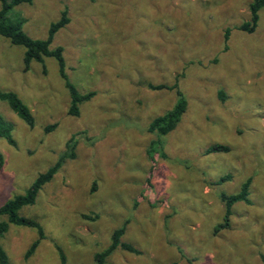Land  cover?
I'll return each mask as SVG.
<instances>
[{
	"label": "rangeland",
	"instance_id": "rangeland-1",
	"mask_svg": "<svg viewBox=\"0 0 264 264\" xmlns=\"http://www.w3.org/2000/svg\"><path fill=\"white\" fill-rule=\"evenodd\" d=\"M252 2L35 0L10 12L46 40L66 11L51 49L63 48L78 92L95 93L69 115L57 60L26 69L25 48L0 35V91L16 93L34 117L30 127L0 100L15 141L0 138V207L58 167L20 210L44 239L15 225L2 239L11 264H98L118 229L136 252L118 248L104 264H264V9L255 32L241 30ZM181 99L177 127L149 132ZM215 145L229 150L207 154ZM250 178L251 204H235L217 232L221 195Z\"/></svg>",
	"mask_w": 264,
	"mask_h": 264
},
{
	"label": "trees",
	"instance_id": "trees-1",
	"mask_svg": "<svg viewBox=\"0 0 264 264\" xmlns=\"http://www.w3.org/2000/svg\"><path fill=\"white\" fill-rule=\"evenodd\" d=\"M35 0H0V35L16 46L25 48L26 53L24 57L26 69L30 68L32 62H43L45 58H55L59 64V70L61 77L65 81V85L69 90L71 97V105L69 108V115L79 116L80 106L89 101L95 93L81 94L78 92L76 87L69 81L66 74V64L63 54V48L59 47L51 49V44L55 35L65 26L68 25L69 19L66 11L62 14V18L56 23H53L50 29V35L46 40H34L29 37L23 30V20L21 22H13L9 17L10 12L17 6L22 4H32ZM264 9V0H253L250 5V21L244 23L241 26V30L247 33L255 32L259 22V12ZM25 21V20H24ZM155 89H163L166 86L152 87ZM173 88H177L176 85ZM179 93V92H178ZM181 94V93H179ZM0 100L6 102L9 107L30 127L34 126V117L29 108L23 103L16 93L0 91ZM186 112V101L181 99L175 108L168 113L156 117L151 123L149 132L157 134L159 137H165L167 134L172 132L177 125L181 122L183 115ZM55 128L49 127L48 129ZM0 138L6 139L11 145H15V141L12 137V126L8 123L0 114ZM159 144H157L158 148ZM228 148L225 146L215 145L211 147L207 154L228 152ZM151 150V156L153 157L156 153ZM150 152V151H149ZM154 159V157H153ZM3 165V157L0 154V167ZM57 168H52L48 172L41 174L26 191L24 195H18L13 199L7 201L3 206L0 207V264H11L9 257L3 248L2 239L10 229L11 225L23 226L28 228L38 229L39 239H44V234L40 224L34 219L24 218L20 215V210L29 205H33L37 199L40 190L48 184L54 177ZM230 176L223 177L217 184H221L230 181ZM252 184L251 178L248 179L242 186L241 191L236 195L228 196L227 194L221 195V200L225 205V221L220 224L216 231L219 232L221 229L228 228L230 223V217L232 215V208L239 202L251 204L250 199V187ZM124 231L116 230L112 235L111 245L102 253L96 255V261L98 264H104L105 260L112 255L118 248H123L130 252H136L133 247L122 244L121 238ZM40 240L33 243L30 249L26 253L28 259L36 251ZM264 261V259H263Z\"/></svg>",
	"mask_w": 264,
	"mask_h": 264
}]
</instances>
